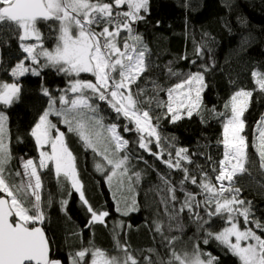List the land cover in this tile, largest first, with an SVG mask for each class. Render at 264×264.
<instances>
[{"label":"snow or ice","instance_id":"1","mask_svg":"<svg viewBox=\"0 0 264 264\" xmlns=\"http://www.w3.org/2000/svg\"><path fill=\"white\" fill-rule=\"evenodd\" d=\"M149 4L150 0H0V35H15L22 53L18 62L5 71L17 81L26 74L40 76L45 68L69 77L67 87L58 96L42 86L48 106L29 132L38 158L20 157L17 169L11 168L15 157L10 147L8 116L0 110V264H64L44 229L47 215L41 170L49 169L50 165L58 181L70 182L79 193L91 217L86 226L107 227L110 213L97 211L86 198L77 158L68 146L65 132L50 119L53 115L87 148L102 157V162L96 164L97 170L106 173L109 186L121 193L116 211L128 216L140 210L132 193L141 173L132 172L130 141L121 135L119 125L105 123L99 102H104L117 117L123 116L135 125L134 131L140 134L137 140L140 149L183 175L177 185L169 175L161 174V183L155 189L161 209L152 222V230L160 235L167 249L166 258L157 253L156 259L145 256L142 262L134 256L128 243L119 239L121 231L131 227L121 221L113 225L112 233L114 247L122 255L90 245L70 254V264H85L88 257L90 264H219L218 257L204 251L198 241L192 243L191 251L177 250L181 236L167 233H184L185 214L189 225H195L197 233H203V244L218 242L238 258L239 264H264V222L255 218L251 201L242 198V189L237 186L239 177L251 174L249 141L243 133L244 114L253 92L238 89L224 105L226 111L217 114L224 118L222 140L217 141L223 145V158L212 167L214 176L199 165L198 172L193 174L184 164L193 163L186 148L166 152L160 147L159 151H153L151 145L162 142L158 123L162 117L152 113L164 109L163 118L172 123L191 118L194 112L199 114L206 87L204 72L209 68L203 66V72H190L167 88L153 82L151 94L140 87L141 78L152 67L151 50L134 25L145 20ZM42 23L55 34L51 48L44 46ZM195 51L202 56L204 46H197ZM167 72L169 76H181L172 67ZM82 74L94 79H82ZM251 75L258 89L264 91V72L253 70ZM20 92L18 82L0 81V105L11 107L19 100ZM161 92L166 99L160 97ZM124 131L133 129L125 125ZM254 131L256 141L252 147L264 175V117ZM46 147L50 150H45ZM207 159L211 161L212 157ZM186 184L196 186L198 191L186 189ZM61 203L67 205L68 201ZM161 211L166 220L161 218ZM221 221L224 226L213 231L214 223Z\"/></svg>","mask_w":264,"mask_h":264},{"label":"trees","instance_id":"2","mask_svg":"<svg viewBox=\"0 0 264 264\" xmlns=\"http://www.w3.org/2000/svg\"><path fill=\"white\" fill-rule=\"evenodd\" d=\"M144 15L145 20L134 27L151 50L152 67L141 78L140 87L148 89L151 94L153 82L167 88L190 72H203V66L209 68L204 72L206 87L202 92L203 104L199 114L194 112L191 118L185 117L172 123L163 118L164 109L152 113L153 116L162 117L158 121L161 143L169 142L177 148L188 149L193 163L186 162V166L193 174L198 172L199 165L210 176H214L212 167L222 158L223 152L217 141L222 140L224 118L217 114L226 111L224 105L238 89L253 92L244 114V133L249 141L248 152L252 161L251 174L239 177L237 186L242 189V198L251 201L255 218L264 222V175L261 174L259 158L252 147L256 141L255 126L264 115V91L258 89L251 75L253 70L264 72V0H150L149 12ZM40 28L44 33V46L53 47L55 34L50 32L47 24L42 23ZM197 46H204L202 56L196 54ZM21 56L15 35H0V81H15L21 85L18 101L7 108L0 105V110L8 116L10 147L15 157L11 163L12 169L19 168L20 157L38 158L35 141L29 132L48 106V97L42 94V86L47 87L52 95H58L69 79L54 69L45 68L40 76L26 74L17 81L5 69H11ZM184 56L188 59H182ZM168 67L181 76H169ZM160 97L166 99L165 93L161 92ZM99 103L105 121L119 125L122 136L130 141L132 172L141 173V179L134 184L140 210L128 216L116 211L117 202L107 182V174L99 172L95 166L101 157L69 132L59 117L52 116L53 123L64 130L68 146L77 158V170L86 198L97 211L106 210L110 213L107 227L100 224L86 226L91 217L80 201L79 193L71 187L70 182L62 184L58 181L54 170H50L51 165L49 169L41 170L47 215L44 228L54 252L64 264H70V254L90 245L113 255H122L114 247L112 233L113 225L122 221L131 227L123 229L119 239L128 243L129 251L134 256L142 262L145 256L156 259L157 253L166 258L167 249L160 235L152 230V222L161 209L155 189L161 183V174L169 175L177 185L183 174L179 170L168 169L156 157L140 149L137 143L140 134L134 131L132 123L123 116L117 117L104 102ZM125 125L133 131H124ZM151 147L153 151L160 150V146L154 143ZM208 156L212 157L211 161L207 159ZM185 188L198 191L196 186L190 184H186ZM177 195L183 199L181 193ZM64 200L68 201L67 205L61 203ZM160 215L166 220L162 211ZM183 223L186 226L184 233H167L181 236L176 245L178 251H191L192 243L198 241L204 251L218 257L219 264H239L238 258L218 242L213 240L207 245L203 244V233H197L195 225H189L186 214ZM223 225L222 221L214 223L213 231H218ZM250 226L255 229L254 225ZM257 232L261 234L259 230ZM149 249L155 252H149ZM85 264H90V257L86 258Z\"/></svg>","mask_w":264,"mask_h":264},{"label":"rangeland","instance_id":"3","mask_svg":"<svg viewBox=\"0 0 264 264\" xmlns=\"http://www.w3.org/2000/svg\"><path fill=\"white\" fill-rule=\"evenodd\" d=\"M82 75H84V76H82L81 78L82 79H94L93 77H91L90 75H88V74H82ZM86 75V76H85ZM67 86H65L64 88H66ZM64 88H62V89H64ZM61 90V89H60ZM60 90H59V94H61L60 93ZM58 94V95H59ZM58 95H53V96H58ZM57 107H60V105L58 104L57 105ZM54 116V115H53ZM263 117H264V115H263ZM50 119H52V116L50 117ZM105 123L106 124H111V123H108V122H106L105 121ZM133 125V127H135V125L134 124H132ZM58 127V126H57ZM61 131H64V130H62L60 127H58ZM119 130V129H118ZM54 135L56 134L55 132L53 133ZM244 135H245V133H243ZM122 135V134H121ZM155 144V143H154ZM156 145V144H155ZM173 146L171 143H169V142H163V143H161V145H159L160 147H164L165 148V151L167 152V151H175V149H179V148H177V147H169V146ZM221 146H222V150H223V145L221 144ZM45 150H50V149H48L47 147L45 148ZM223 153V152H222ZM121 154H123V153H121ZM223 158V157H222ZM221 158V159H222ZM98 162H102V157H101V160H97L96 161V163H95V166H96V164L98 163ZM106 163V162H105ZM184 164H185V166H186V161L184 162ZM97 169V168H96ZM99 172H101V171H99ZM102 173V172H101ZM214 175H215V173H214ZM80 179V178H79ZM111 188V190H112V193H113V195H114V192H115V188L114 187H110ZM120 195H121V193L120 192H115V200H116V202L118 203V199H119V197H120ZM132 195H135V197L137 198V193H136V191L134 192V193H132ZM122 206V205H121ZM224 226V225H223ZM241 226L243 227V224H241ZM222 228V227H221ZM220 228V229H221ZM219 229V230H220ZM233 240H234V238H233Z\"/></svg>","mask_w":264,"mask_h":264},{"label":"water","instance_id":"4","mask_svg":"<svg viewBox=\"0 0 264 264\" xmlns=\"http://www.w3.org/2000/svg\"><path fill=\"white\" fill-rule=\"evenodd\" d=\"M45 229V228H44ZM45 232H46V230H45ZM46 234L48 235V233L46 232ZM48 237H49V235H48ZM50 238V237H49ZM50 242H51V240H50Z\"/></svg>","mask_w":264,"mask_h":264}]
</instances>
